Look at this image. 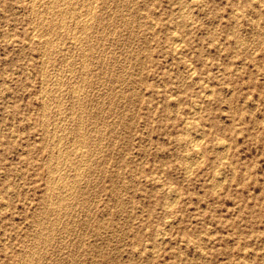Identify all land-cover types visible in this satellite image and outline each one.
<instances>
[{"label": "rangeland", "instance_id": "1", "mask_svg": "<svg viewBox=\"0 0 264 264\" xmlns=\"http://www.w3.org/2000/svg\"><path fill=\"white\" fill-rule=\"evenodd\" d=\"M46 1L0 0V264H264V0Z\"/></svg>", "mask_w": 264, "mask_h": 264}, {"label": "bare ground", "instance_id": "2", "mask_svg": "<svg viewBox=\"0 0 264 264\" xmlns=\"http://www.w3.org/2000/svg\"><path fill=\"white\" fill-rule=\"evenodd\" d=\"M34 1H35V0H34ZM60 1H62V3H65V4L67 3L68 5H73V6H75V4L78 3V0H51L50 2L48 1V3H47V1L45 2V3H47V9L49 10V8H51V6H52V7L55 9V12H54V13L58 14L57 16H59V17H60V20H61V19H63V16L66 14V11H68V9H67V6H66V8H63V7H56V6H55L56 4H54V3H57V2L59 3ZM83 1H84V8L81 9L83 12L81 11L82 13L79 15V16H82V19L79 18V19H80V22H79V24H78V25H79V30L81 29L82 32H84V31L87 29V27L89 26L88 24L90 23L89 20H90V17H91L90 14H92L91 12L93 11V9H92V11H91V7H90V4H91L92 1L90 2V0H82L81 3H82ZM107 1H108V0H107ZM190 1H191V0H190ZM180 2H185V3H186V2H189V1H188V0H180ZM94 3H95V2H94ZM127 3H128V2H127ZM194 3H195V2H194ZM40 4H41V3H40ZM67 4H66V5H67ZM129 4H130V3H129ZM186 4H187V3H186ZM33 5H34V4H33ZM57 5H58V6H63V4H61V5L57 4ZM79 5H81V4L79 3ZM79 5H78V6H79ZM117 5H119V4H117ZM42 6H43V5H42ZM91 6H93V4H91ZM128 6H129V5H128ZM31 7H32V6H31ZM31 7H30V8H31ZM35 7H36V5H35ZM68 7H69V6H68ZM76 7H77V6H76ZM118 7H119V6H118ZM118 7H117V8H118ZM41 8H42V7H41ZM72 8H73V7H72ZM72 8H70V9H72ZM106 8H107V7H106ZM185 8H186V7H185ZM42 9H43V8H42ZM112 9H114V8H112ZM16 10H17V9H16ZM44 10H45V9H44ZM48 10H47V11H48ZM50 10H51V9H50ZM76 10H78V8H77ZM76 10H75V11H76ZM30 11H31V9H30ZM40 11H41V10H40ZM70 11H71V10H69V13H70ZM77 12H79V10H78ZM179 12H180V10H179ZM40 13H41V12H40ZM43 13H44V11H43ZM73 13H74V12H73ZM79 13H80V12H79ZM108 13H109V12H108ZM104 14H105V13H104ZM45 15H46V14H45ZM48 15H49V14H48ZM92 15H93V14H92ZM138 15H139V14H138ZM43 16H44V15H43ZM51 16H52V15H51ZM55 16H56V15H55ZM117 16H118V15H117ZM232 16H233V15H232ZM64 17H65V16H64ZM95 17H96V16H95ZM45 18H46V17H45ZM75 18H76V17H75ZM97 18H98V17H97ZM42 19H43V17H42ZM65 19H66V18H65ZM69 19H70V18H69ZM40 20H41V19H40ZM44 20H45V19H44ZM101 20H102V19H101ZM33 21H34V20H33ZM62 21L64 22V19H63ZM62 21H61V22H62ZM76 21H77V20H76ZM94 21H95V20H94ZM59 22H60V21H59ZM61 22H60L58 25H55V24H54V25H50V26H48V31H49L50 33H54V34H55V33L58 31V29H59L60 27H64V26L62 25ZM97 22H98V21H97ZM115 22H116V21H115ZM30 23H32V22L30 21ZM37 23H38V22H37ZM64 23H65V22H64ZM98 23H99V22H98ZM103 23H104V22H103ZM121 24H122V23H121ZM33 25H34V24H33ZM37 25H38V24H37ZM39 25H40V24H39ZM133 25H134V24H133ZM154 25H155V24H154ZM40 26H41V25H40ZM45 26H46V25H45ZM66 27H67V26H66ZM74 27H75V26H74ZM32 28H33V27H32ZM41 28H42V27H41ZM41 28H40V29H41ZM106 29H107V28H106ZM174 29H175V28H174ZM254 29H255V28H254ZM59 30H61V29H59ZM73 30H75V29H73ZM6 31H7V30H6ZM35 31H36V30H35ZM102 31H103V30H102ZM113 31H114V30H113ZM131 31H132V30H131ZM36 32H37V31H36ZM38 32H40V31H38ZM38 32H37V33H38ZM75 32H76V31H75ZM78 32H79V31H78ZM106 32H107V31H106ZM31 33H32V32H31ZM46 33H47V32H46ZM76 33H77V32H76ZM9 34H10V33H9ZM32 34H33V33H32ZM42 34H44V32H43ZM82 34H83V33H82ZM82 34H81V35H82ZM104 34H105V33H104ZM35 35H36V34H35ZM72 35H73V37H74V36L76 37L77 34L74 35V33H73ZM72 35H71V36H72ZM78 35H79V34H78ZM177 35H178V34H177ZM33 36H34V35H33ZM38 36H39V35L37 34L36 37H38ZM45 36H46V35H45ZM82 36H83V35H82ZM109 36H110V35H109ZM41 37H42V36H41ZM46 37H47V36H46ZM79 37H80V35L78 36V38H79ZM89 37H90V36H89ZM39 38H40V36L38 37V39H39ZM47 38H48V37H47ZM78 38L76 37V38H74V39H78ZM80 38H82V37H80ZM80 38H79V40H80ZM86 38H87V37H86ZM90 38H91V37H90ZM40 39H41V38H40ZM44 39H45V38H44ZM64 39H65V37H64ZM107 39H108V38H107ZM120 39H121V38H120ZM172 39H173V43H172V44H174V49H175V45H178V44L180 43V42H178V41L180 40V38H179V40H178V37H177V36H173ZM34 40H35V39H34ZM47 40H50V39H47ZM60 40L62 41V38H61ZM44 41H45V40H44ZM75 41H76V40H75ZM49 42H50V41H49ZM49 42H48V43H49ZM53 42H54V41H53ZM59 42H60V41H59ZM181 42H182V41H181ZM43 44H44V43H43ZM45 44H46V43H45ZM51 44H52V42H51ZM58 44H59V43H58ZM46 45H47V44H46ZM49 45H50V44H49ZM42 46H43V45H42ZM50 46H52V45H50ZM98 46H99V45H98ZM70 47H71V46H70ZM49 49H51V47H49ZM95 49H96V48H95ZM113 49H114V48H113ZM172 49H173V47H172ZM54 50H55V49H54ZM58 51H59V50H58ZM43 52H44V51H43ZM251 52H253V51H251ZM112 53H113V52H112ZM253 53H254V52H253ZM70 55H71V54H70ZM49 56H50V55H49ZM63 57H64V56H63ZM83 58H84V57H83ZM101 58H102V57H101ZM110 58H111V57H110ZM60 59H61V58H60ZM62 59H63V58H62ZM64 59H65V58H64ZM87 60H88V59H87ZM65 61H66V60H65ZM89 61H90V59H89ZM99 62H100V61H99ZM111 63H112V62H111ZM127 63H128V62H127ZM87 65H88V64H87ZM192 65H193V64H192ZM192 65H191V66H192ZM67 66H68V65H67ZM81 67H82V66H81ZM99 67H100V66H99ZM43 68H44V67H43ZM53 68H55V67H53ZM65 68H67V67H65ZM74 68H75V67H74ZM192 68H193V67H192ZM192 68L190 69L191 71H189L190 74L192 73ZM89 70H90V69H89ZM188 70H189V68H188ZM193 70H194V69H193ZM40 71H41V70H40ZM80 71H81V70H80ZM184 71H185V70H184ZM194 71H195V70H194ZM64 72H65V71H64ZM69 72H70V70H69ZM88 72H89V71H88ZM107 72H108V71H107ZM50 73H51V72H50ZM75 73H76V72H75ZM187 73H188V72H187ZM189 73H188V77L190 76ZM194 73H195V72H194ZM41 74H42V73H41ZM60 75H61V74H60ZM60 75H59V76H60ZM63 75H64V74H63ZM99 75H100V74H99ZM48 76H49V75H48ZM73 76H74V75H73ZM43 77H44V75H43ZM55 77H56V76H55ZM61 77H62V76H61ZM71 77H72V76H71ZM74 77H75V76H74ZM81 77H82V76H81ZM87 77H88V76H87ZM188 77H187V78H188ZM77 78H78V77H77ZM79 78H80V77H79ZM98 79H99V78H98ZM98 79H97V80H98ZM122 79H123V78H122ZM43 80H44V79H43ZM64 80H65V79H64ZM86 80H87V79H86ZM53 81H54V80H53ZM44 82H45V81H44ZM77 82H78V81H77ZM41 83H42V82H41ZM56 83L58 84V82H56ZM65 84H66V83H65ZM68 84H69V83H68ZM62 85H63V84H62ZM76 85H77V84H76ZM208 86H209V85H208ZM83 87H84V86H83ZM95 87H96V86H95ZM65 88H66V87H65ZM74 88H75V87H74ZM79 88H81V87H79ZM79 88H78V89H79ZM104 89H105V88H104ZM41 90H42V89H41ZM62 91H63V90H62ZM72 91H73V90H72ZM87 91H88V90H87ZM103 91H104V90H103ZM207 91H208V90H207ZM207 91H206V92H207ZM38 92H39V91H38ZM49 92H50V91H49ZM58 92H59V91H58ZM106 92H107V91H106ZM3 93H4V92H3ZM47 93H48V92H47ZM132 93H133V92H132ZM207 93L209 94V92H207ZM207 93H206V95H207ZM60 94H61V93H60ZM44 95H45V94H44ZM82 95H83V93H82ZM48 97H49V96H48ZM58 98H59V97H58ZM65 98H66V97H65ZM60 99H61V98H60ZM63 100H64V99H63ZM177 100H178V99H177ZM177 100H176V101H177ZM58 102H59V100H58ZM103 102H104V100H103ZM43 103H44V102H43ZM60 104H61V103H60ZM60 104H59V105H60ZM79 105H80V104H79ZM104 106H105V105H104ZM131 106H132V105H131ZM63 107H64V106H63ZM57 108H58V107H57ZM73 108H74V107H73ZM150 108H151V107H150ZM42 109H43V108H42ZM68 109H69V108H68ZM198 109H199V108H198ZM42 111H43V110H42ZM62 112H63V111H62ZM66 112H67V111H66ZM66 112H65V113H66ZM73 112H74V111H73ZM192 113H193V112H192ZM71 115H72V114H71ZM115 117H116V116H115ZM82 119H83V118H82ZM113 119H114V118H113ZM61 120H62V119H61ZM69 120H70V119H69ZM72 120H73V119H72ZM185 120H186V119H185ZM81 121H82V120H81ZM54 122H55V121H54ZM65 122H66V121H65ZM184 122H185V121H184ZM40 123H41V122H40ZM45 123H46V122H45ZM68 124H69V123H68ZM109 124H110V123H109ZM66 125H67V124H66ZM53 126L55 127V125H53ZM184 126H186V125H184ZM68 127H70V126H68ZM81 127H82V126H81ZM186 127L189 128L188 126H186ZM56 128H57V127H56ZM74 128H75V127H74ZM90 128H91V127H90ZM79 129H80V128H79ZM79 129H76V132L74 131V132H75V136H74V138H75L76 140L78 139V140L80 141V140L82 139L84 133H83V134L79 133V132H78ZM184 129H185V128H184ZM70 130H71V129H70ZM112 130H113V129H112ZM185 130H186V129H185ZM63 131H64V130H63ZM108 131H109V130H108ZM53 132H54V131H53ZM87 132H88V131H87ZM11 134H12V133H11ZM190 134H191V133H190ZM197 134H198V133H197ZM52 136H53V135H52ZM99 136H100V135H99ZM198 136H199V135H198ZM191 137H192V136H191ZM194 137H195V136H194ZM194 137H193V138H194ZM80 138H81V139H80ZM101 138H102V137H101ZM104 138H105V137H104ZM62 139H64V138H62ZM189 140L192 141L193 139H192V140L189 139ZM194 140H196V141H194V142H192V143H194V145H196L198 141H197V139H195V138H194ZM198 140H199V139H198ZM58 141H59V140H58ZM68 141H69V140H68ZM190 141H189V142H190ZM221 141H222V140H221ZM76 142H78V141H76ZM58 143H59V142H58ZM78 143H80V142H78ZM98 143H99V141H98ZM198 143H199V142H198ZM56 145H57V144H56ZM58 145H59V144H58ZM222 145H223V144H222ZM222 145H221V146H222ZM59 146H60V145H59ZM83 146H84V145H83ZM83 146H82V147H83ZM218 146H219V145H218ZM60 147H61V146H60ZM76 147H77V146H76ZM194 147H195V146H194ZM223 147H224V146H223ZM52 148H53V147H52ZM73 148H74V147H73ZM216 148H217V147H216ZM219 148H220V147H219ZM226 148H227V147H226ZM76 149L78 150V148H76ZM82 149H83V148H82ZM88 150H89V149H88ZM60 151H61V150H60ZM84 151H85V150H84ZM50 152H51V151H50ZM67 152H68V151H67ZM88 152H89V151H88ZM95 152H96V151H95ZM81 153H82V152H81ZM200 153H201V152H200ZM57 154H58V153H57ZM78 154H79V153H78ZM91 154H92V153H91ZM225 154H226V153H225ZM67 155H68V154H67ZM72 156H73V155H72ZM188 156H190V155H188ZM201 156H202V155H201ZM201 156H200V157H201ZM78 157H79V156H78ZM80 157H81V156H80ZM190 157H191V156H190ZM190 157H189V158H190ZM225 157H226V156H225ZM225 157H224V158H225ZM82 158H83V157H81V159H82ZM88 158H89V157H88ZM187 158H188V157H187ZM189 158H188V159H189ZM81 159H80V160H81ZM190 159H191V158H190ZM194 159H195V158H194ZM75 160H76V159H75ZM75 160H74V162H75ZM78 160H79V159H78ZM198 160H199V159H198ZM81 161H83V159H82ZM193 161H195V160H193ZM193 161H192V162H193ZM45 162H46V161H45ZM54 163H55V162H54ZM72 163H73V162H72ZM72 163H71V164H72ZM82 163H83V162H81V164H82ZM91 163H92V162H91ZM188 163H189V162H188ZM188 163H187V164H188ZM199 163H200V162H199ZM191 164H193V163H191ZM47 165H48V163H47ZM59 165H60V164H59ZM79 165H80V162H79ZM193 165H194V164H193ZM49 166H51V165H49ZM76 166H77V165H76ZM86 166H87V165H86ZM184 166H185V165H184ZM189 166H190V165H189ZM189 166H188V167H189ZM58 167H59V166H58ZM73 167H74V166H73ZM79 167H80V166H78V168L75 167V169H78V171H79ZM191 167H193V166H191ZM80 168H81V167H80ZM75 169H74V170H75ZM82 169H83V167H82ZM184 169H185V168H184ZM189 170H190V169H189ZM49 171H50V170H49ZM49 171H48V172H49ZM52 171H54V170L52 169ZM65 171H66V170H65ZM65 171H64V172H65ZM78 171H77V172H78ZM186 171H187V170H186ZM56 172L59 173V172H60V169H59L58 171H56ZM56 172H55V173H56ZM184 172H185V171H184ZM234 172H235V171H234ZM78 173H79V172H78ZM78 173H77V174H78ZM92 173H93V172H92ZM185 173H186V172H185ZM189 173H190V172H189ZM59 174H60V173H59ZM89 174H90V173H89ZM183 174H184V173H183ZM188 175H190V174H188ZM53 176H54V175H53ZM58 176H59V175H58ZM58 176H57V178H58ZM78 176H79V175H78ZM47 177H48V175H47ZM52 179H53V178H52ZM59 179H60V176H59ZM54 180H55V178H54ZM57 180H58V179H57ZM45 181H46V180H45ZM45 181H44V182H45ZM51 181H52V180H50L49 182H51ZM219 181H220V180H219ZM46 182H47V181H46ZM74 182H75V181H74ZM217 182H218V181H217ZM53 183H56V182L53 181ZM53 183L51 182V184H53ZM61 183H62V181H61ZM63 183H64V181H63ZM63 183H62V184H63ZM70 183H71V182H70ZM55 185H56V184H55ZM55 185H54V186H55ZM72 185H73V187H74V183H73V184H72V183L70 184V186H72ZM8 186H9V185H8ZM46 186L49 187L48 184H47ZM56 186H57V185H56ZM56 186H55V187H56ZM67 186H69V184H67ZM62 187L64 188L63 185H62ZM60 188H61V186H60ZM68 188H69V187H68ZM5 189H6V188H5ZM49 189H51V188H49ZM66 189H67V187H66ZM66 189H65V190H66ZM69 189H70V188H69ZM69 189H68V190H69ZM73 189H74V188H73ZM214 189H215V188H214ZM212 190H213V188H212ZM56 191H57V190H56ZM169 191H170V189H169ZM169 191H167V192H169ZM57 192H58V191H57ZM57 192H56V193H57ZM63 192H64V191H63ZM171 192H172V191H171ZM174 193H175V192H174ZM50 194H51V193H50ZM61 195H63V194H61ZM64 195H66V192L64 193ZM69 195H70V194H69ZM169 195H170V194H169ZM171 195H172V194H171ZM174 195H175V194H174ZM57 196H59V195H57ZM79 196H80V195H79ZM175 196H176V195H175ZM178 196H179V195H178ZM61 198H63V197L61 196ZM168 198H169V197H168ZM175 198H176V197H175ZM64 199H65V198H64ZM171 199H172V198H171ZM173 199H174V197H173ZM173 199H172V200H173ZM177 199H178V198H177ZM49 200H50V199H49ZM49 200H48V201H49ZM62 200H63V199H62ZM77 200H78V199H77ZM169 200H170V198H169ZM51 201H52V200H51ZM58 201H59V200H58ZM74 201H75V200H74ZM92 201H93V200H92ZM173 201H174V200H173ZM164 202H166V201H164ZM58 203H59V202H58ZM169 203H170V202H169ZM49 204H50V203H49ZM118 204H119V203H118ZM167 204H168V203H167ZM167 204L164 205V206H168ZM53 205H54V204H53ZM67 205H68V204H67ZM70 205H71V204H70ZM121 205H122V204H121ZM48 206H49V205H48ZM87 206H89V205H87ZM169 206H170V205H169ZM236 207H237V205H236ZM64 209H65V207H64ZM75 209H76V208H75ZM44 210H45V209H44ZM58 212H59V211H58ZM73 214H74V213H73ZM65 215H67V214H65ZM68 215H69V214H68ZM65 218H66V216H65ZM74 219H75V218H74ZM39 220H40V219H39ZM76 223H77V222H75V224H76ZM67 228H68V227H67ZM68 231H69V230H68ZM39 232H40V231H39ZM37 234H38V233H37ZM39 234H40V233H39ZM47 235H48V234H47ZM44 236H45V235H44ZM51 237H52V236H51ZM158 238H159V237H158ZM38 239H39V238H38ZM36 241H37V240H36ZM41 244H42V243H41ZM79 247H80V246H79ZM152 247H153V246H152ZM159 247H160V246H159ZM136 248H137V247H136ZM37 250H38V249H37ZM37 253H38V252H37ZM26 257H27V256H26ZM36 261H37V260H36Z\"/></svg>", "mask_w": 264, "mask_h": 264}]
</instances>
